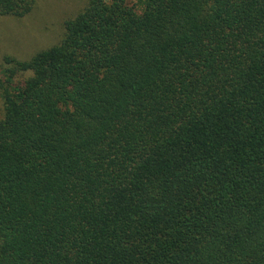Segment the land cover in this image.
<instances>
[{"label": "trees", "instance_id": "1", "mask_svg": "<svg viewBox=\"0 0 264 264\" xmlns=\"http://www.w3.org/2000/svg\"><path fill=\"white\" fill-rule=\"evenodd\" d=\"M64 28L3 60L0 264H264V0H88Z\"/></svg>", "mask_w": 264, "mask_h": 264}, {"label": "rangeland", "instance_id": "2", "mask_svg": "<svg viewBox=\"0 0 264 264\" xmlns=\"http://www.w3.org/2000/svg\"><path fill=\"white\" fill-rule=\"evenodd\" d=\"M129 3L134 5L135 0ZM87 4L88 0H39L23 18L0 16V79L5 56L25 61L58 44L65 32V21L77 16ZM0 117H3L1 93Z\"/></svg>", "mask_w": 264, "mask_h": 264}]
</instances>
